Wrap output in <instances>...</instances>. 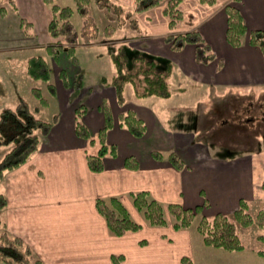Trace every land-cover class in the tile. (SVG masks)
Returning a JSON list of instances; mask_svg holds the SVG:
<instances>
[{"label":"crops","instance_id":"1","mask_svg":"<svg viewBox=\"0 0 264 264\" xmlns=\"http://www.w3.org/2000/svg\"><path fill=\"white\" fill-rule=\"evenodd\" d=\"M134 2L125 0L123 5L132 8ZM228 2L218 0L213 6L198 0L181 3V9L192 12L195 21L176 31L199 30L215 56L206 64L197 61L194 45L181 51L171 49L165 39L172 32L164 15L165 3L136 15L145 34L134 38L132 32L127 33L132 36L126 40L127 44L171 62L173 95L167 99L155 96L138 99L133 87L127 85L126 102L122 105L115 88L103 82L114 75L110 51L113 44L117 46L123 41L126 32L114 36L113 42L79 44L76 60L67 52L50 57L56 87V109L49 120H54L53 126L29 160L0 180V194L6 198L0 210V233L6 231L21 238L43 264H184V259L194 264L200 256H204L206 264H245L242 260L224 262L225 258L244 255L255 264H262L257 261L255 251L230 252L206 246L197 231L199 220L184 230H175L170 220L165 226H149L131 199L132 193L145 191L164 205H200L198 216L210 217L209 206L215 207V214H231L242 199L249 201L262 195L264 135H256L250 129L244 133L246 124L252 127L255 122L252 118L235 120V116L240 118L236 110H232L230 127L226 109L235 108L227 100L232 90L252 93L251 100L255 93L264 90V54L259 47L249 44L248 35L240 47L227 42L224 6ZM14 3L16 12L5 14L4 18L0 12V52L21 49L44 52L54 41L48 32L50 7L45 0ZM239 6L249 31L264 30V0H241ZM31 17L37 26L28 22ZM23 21L30 26L26 27ZM90 50L95 51L94 57L90 56ZM83 52L88 56L83 57ZM3 79L0 78V88L5 85ZM177 96L192 98L177 105L182 116H190L189 120L176 121L173 115L176 107L167 105ZM81 105L86 107L82 118L90 133L88 139L79 137L75 128L76 109ZM105 105L112 119L105 139L116 145L117 155L106 158L104 170L95 173L87 164V156L96 154L100 148L99 134L106 125ZM129 109L147 124L141 138L120 125L119 115ZM203 109L208 124L204 128L199 125ZM209 113L218 115L219 127H210ZM219 132L225 134L223 141L222 137L208 135ZM230 140L236 142L228 144ZM247 140L254 141L253 145L247 147ZM154 152L163 157L154 158ZM171 152L183 160V169H177L169 161ZM128 157H135L139 168L128 169L125 166ZM110 197H118L131 217L141 224L138 231L123 236L111 234L96 207L98 199ZM115 256L120 257L118 262Z\"/></svg>","mask_w":264,"mask_h":264},{"label":"trees","instance_id":"2","mask_svg":"<svg viewBox=\"0 0 264 264\" xmlns=\"http://www.w3.org/2000/svg\"><path fill=\"white\" fill-rule=\"evenodd\" d=\"M14 0H9V2ZM49 3L52 18L48 26V32L53 42L46 46V53L50 57H58L62 52H67L73 60H76V48L79 44L91 45L96 43L113 42L118 31H131L134 38L144 36L145 31L139 25L137 14L151 8L164 6V15L172 32L165 39L174 51H181L187 45L196 47V59L201 63H209L214 59V53L205 42L197 28L179 32L178 22L185 14L181 9L183 0H135L132 8L113 0H75L76 10L83 17V24L79 28L71 20L74 9L70 6H61L54 0H45ZM201 4L212 6L216 0H198ZM241 0H230L224 6L227 15V42L233 47H240L248 42L259 47L264 54V30L249 31L243 18L239 3ZM104 11L108 23L100 27L97 20L91 15V7ZM123 41L110 51V57L115 68L112 79L103 80L115 88L119 104L126 102L125 87L131 85L135 97L144 99L148 97L170 98L173 95L170 77L172 72L171 62L164 61L145 51L137 50L127 44L132 36L124 34ZM52 66L43 55L32 56L28 59L27 74L35 80H43L48 84L52 95L56 96L55 84L52 79ZM62 76V74H61ZM33 93L39 105L34 109L30 104L20 98L16 106L6 107L0 111V148L9 147L0 158V180L9 171L19 168L39 149L41 139L45 137L53 126V121L39 117L41 108L48 106L50 100L44 96L40 88H33ZM106 125L99 134L100 148L96 154L87 156V164L91 171L102 172L105 168V160L117 155L115 144H108L105 136L111 128V114L107 105L104 106ZM86 107L81 105L76 109V132L79 137L90 138L89 130L83 121ZM120 125L125 127L136 138H141L147 131L146 122L139 118L132 109L119 115ZM153 157L161 159L160 152H154ZM169 161L179 170L184 168L183 160L175 153L168 155ZM128 169L139 168V162L135 157H128L125 161ZM264 189V183L262 185ZM134 207L140 211L147 225L161 227L168 224L169 220L175 230L189 229L197 215L201 212V206L187 207L178 203H163L154 199L148 192L140 191L131 194ZM6 198L0 194V210L5 206ZM96 207L104 217L111 234L123 236L136 232L141 224L136 222L118 197L98 199ZM249 202L242 199L239 207L231 214L217 213L213 216H201L197 224V231L202 236L206 246L224 249L226 251H242L245 245L238 233V226L256 225L264 229V208L256 215L249 211ZM264 241V235L260 236ZM258 254L264 257V249L258 250ZM115 256V262L119 261ZM184 264H191L190 260H183ZM0 264H43L33 249L21 238L3 231L0 233Z\"/></svg>","mask_w":264,"mask_h":264},{"label":"rangeland","instance_id":"3","mask_svg":"<svg viewBox=\"0 0 264 264\" xmlns=\"http://www.w3.org/2000/svg\"><path fill=\"white\" fill-rule=\"evenodd\" d=\"M15 1V0H14ZM117 3L124 4L125 5V0H113ZM218 1V0H216ZM45 3H47L45 1ZM54 3H57L61 6H70L74 9V14L72 16V21L76 24L77 27H81L83 24V17L79 14V12L76 10V1L75 0H54ZM217 3V2H216ZM216 3L214 5H216ZM47 5L50 7L51 5L47 3ZM213 6V5H212ZM0 7H1V17H7L4 16L5 14H11L13 12H16L17 9L15 7V3L9 2V0H0ZM91 15L97 20V23L99 24L100 27H104L108 23V19L106 17V14L104 11H99L97 8L94 6L91 7ZM185 16L179 20L178 22V28H183L187 23L192 24V22L195 21V17L192 15V12H187L184 11ZM51 21V20H50ZM29 23H34L37 26V23L33 17L28 20ZM26 27H29L30 25L27 23V21H23ZM35 25L32 26V29H34ZM126 33H131L129 30H125ZM120 35H123V31H118L115 34V37H119ZM91 57L95 56V51L90 50ZM36 55H43L45 56L48 60L49 63L52 66V61L50 56L44 51H34V50H29V49H21V50H10V51H5V52H0V78H4L5 85L0 88V104L1 108H6V107H14L20 100V98L25 99L31 106L32 109H34L36 106L39 105V102L37 98L35 97L33 93V88H40L44 94L45 97H47L50 100V103L48 106H45L41 108V112L39 113V117L43 118L44 120H50L53 112L55 111L56 107V102L55 98L52 95V92L48 89V84L46 81L43 80H35L31 78L27 74V64H28V59L32 56ZM88 54L83 52V57H87ZM51 81L54 83L53 79ZM256 96L254 99L251 100V97L253 96L252 93L249 92H240L238 90H232L227 95V100L229 102L235 104V108H229L226 109V112L229 113L230 116V121H229V126L231 127L232 125V110H236V114L240 115V118H237L235 116V120L240 119H249L252 118L255 122V126H248V123L244 127V133H248V129L252 130L251 132L257 135V133H261L264 135V90H260L259 92L255 93ZM192 98L189 96L185 97H176L174 100H171L168 102L167 105L175 106L176 108L174 109V114L175 115V120L178 122L186 121L189 120L190 116H182V109L178 107L177 105H182L184 102H190ZM250 101L252 102V105L250 104ZM2 102V103H1ZM0 108V110H2ZM239 110V113L237 112ZM202 112L199 115V125L204 128L207 126V116H206V111L203 109L201 110ZM217 116V117H215ZM209 117L211 121H209L210 127H219L217 123L219 122L218 115L215 113H209ZM245 125V124H244ZM186 126L188 127L189 124L187 123ZM247 127V128H246ZM256 129V130H255ZM210 132V131H209ZM242 132V128H241ZM205 133H199V135H204ZM250 134V133H249ZM209 136L213 138H220L222 137V141L224 140L223 137L225 134L222 133H215L214 135L208 134ZM264 138V136H263ZM207 141H213V139H208ZM217 142V141H214ZM236 141L230 140L229 143H233ZM254 143V141L252 142ZM250 143L248 140L246 141L247 147L249 145H253ZM257 144V142H256ZM262 148H264V140L261 142ZM246 147V148H247ZM9 147H1L0 148V158L4 155L5 152ZM264 183V182H263ZM206 186L207 184L204 183ZM1 189V187H0ZM262 195L257 196L255 199L249 200V209L248 211L256 215L257 212L264 208V189L262 188ZM1 193V190H0ZM208 196V192H207ZM209 209H207L209 214H212L213 216L215 213L214 211V206H209ZM207 214V213H206ZM143 215V214H142ZM197 215L195 218V221L193 224H195L198 220L201 219ZM144 217V216H143ZM1 218V216H0ZM146 222V220H145ZM199 222V221H198ZM238 233L241 237V240L243 241V244L245 245V251H255L257 252V261L261 260L262 264H264V257L260 256L258 254V250L264 249V241L260 239V236L264 235V229L259 228L256 225L244 227V226H238ZM228 253V252H226ZM251 253V252H250ZM205 258L204 256L197 257L196 260L194 261V264H206L205 263ZM233 261V260H242L245 261V264H255L248 256L244 257H238V258H225V261Z\"/></svg>","mask_w":264,"mask_h":264}]
</instances>
